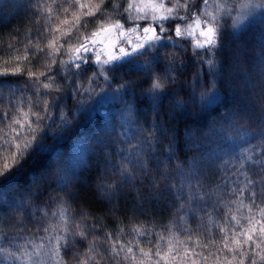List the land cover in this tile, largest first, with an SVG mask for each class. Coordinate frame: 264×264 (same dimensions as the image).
I'll use <instances>...</instances> for the list:
<instances>
[{
    "label": "snow or ice",
    "instance_id": "6c2138e0",
    "mask_svg": "<svg viewBox=\"0 0 264 264\" xmlns=\"http://www.w3.org/2000/svg\"><path fill=\"white\" fill-rule=\"evenodd\" d=\"M207 6L19 0L8 16L34 35L0 15V264H264V27L248 38L264 0ZM249 53L251 74L232 84L225 69ZM110 100L118 117L65 162L54 143L78 138L93 102ZM185 116L214 118L181 136L169 124ZM213 129L222 147L210 155ZM229 133L247 140L236 155ZM98 211L146 224L122 241ZM189 219L203 231L183 227L181 241Z\"/></svg>",
    "mask_w": 264,
    "mask_h": 264
},
{
    "label": "trees",
    "instance_id": "16d2710c",
    "mask_svg": "<svg viewBox=\"0 0 264 264\" xmlns=\"http://www.w3.org/2000/svg\"><path fill=\"white\" fill-rule=\"evenodd\" d=\"M19 0H0V6H3V4H7V7H0V15L8 16L9 13L15 12L14 4H17ZM221 3V0H208V6L206 7V12H213L215 10V6L217 4ZM8 18L11 20L12 25L19 29L23 35H28L29 33H32L33 35L36 32V28L33 24L29 23L23 14L21 15H12L8 16ZM251 25H250V33L249 37L253 34L258 35L261 27H264V25H261L257 18H252ZM27 24V27H23V25ZM91 27V25H89ZM196 36L188 37L183 42L186 46L189 48L194 47ZM251 58V53L245 55L244 63L242 66L238 67H232L229 66L225 69V77L231 81L232 84H239L240 79L239 77L242 75L243 70L249 71L251 74V69L248 68V61ZM35 64V62H33ZM33 70L36 71L37 69L33 67ZM189 74L193 72V68L189 67ZM235 75L237 78L232 79V76ZM217 86L221 89L222 92H225L226 94L230 95V93L226 92V87L224 85V82L218 81ZM182 99H186L188 103H191L190 98L182 97ZM102 104L96 105L93 102V108L94 110L91 112V115L87 121H84L80 125V133L81 135L77 137L72 138H66L65 140H61L59 142L54 143V152L57 154H63V159L65 162L71 164L75 161L77 156V149L79 148L87 155L88 145L93 144L94 142L90 141L88 138L90 136H93L97 130L100 128H103L104 125L108 121L109 114L115 115L118 117L119 109L115 106L118 102L115 100L110 101H102ZM71 107V106H69ZM74 111V109H72ZM192 111H199V109H191ZM23 111H28V109L25 107L23 108ZM65 111H68V109H65ZM99 118V123H97V119ZM213 116H208L206 119L201 120H195L190 117H180L175 121H172L169 124V127H176L178 132L183 136L187 132L189 128L193 129H201L203 131H207V128L205 127L210 121L213 119ZM0 130H2L4 133L8 132V129L5 128L3 125H0ZM233 138L230 141L231 149L233 155L238 154L243 147L247 145V140H242L239 137L235 136L234 133H229ZM205 150L208 152V154H213V152H219L220 147H222L219 134L217 130L213 129L208 133V143L203 146ZM4 195L8 196L14 192L13 189L9 187L4 188ZM236 215H239L238 213H233ZM97 216H99L103 222L108 225L107 231L108 232H116L119 234V238L122 241H126L129 239H132V234L129 232L130 226H139L143 227L145 226L146 222L143 217H137L136 220L129 221L124 216L120 214H116L115 217H113L111 214H104L101 211H98L96 213ZM159 220V217L157 218ZM174 219V217L172 218ZM187 219V218H186ZM114 220L122 221V223H114ZM213 220H215V217H213ZM167 223H171V221H168ZM148 227L156 228V225H148ZM183 227H187L189 232L193 234L194 236L200 232L203 231V227H198L196 223H193L190 219L188 220L187 224L182 226L179 239L181 241H184L186 239L185 234L183 232ZM209 228L212 232H215L216 229L213 228L211 225H209ZM159 230V229H158ZM155 235L153 236V239H155ZM142 239V238H141ZM19 243H24L23 241H20ZM133 243H135V240H133ZM145 249H148V245H144ZM210 264V262H209Z\"/></svg>",
    "mask_w": 264,
    "mask_h": 264
},
{
    "label": "rangeland",
    "instance_id": "374dc122",
    "mask_svg": "<svg viewBox=\"0 0 264 264\" xmlns=\"http://www.w3.org/2000/svg\"><path fill=\"white\" fill-rule=\"evenodd\" d=\"M253 18H255V17H253ZM249 19L252 20V18H249ZM246 23H248V21H246ZM24 264H27V261H25Z\"/></svg>",
    "mask_w": 264,
    "mask_h": 264
}]
</instances>
